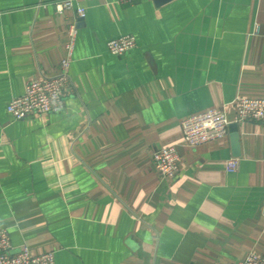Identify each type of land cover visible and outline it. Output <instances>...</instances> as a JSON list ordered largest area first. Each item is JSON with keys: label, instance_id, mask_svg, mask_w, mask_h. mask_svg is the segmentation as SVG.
I'll return each instance as SVG.
<instances>
[{"label": "crops", "instance_id": "1", "mask_svg": "<svg viewBox=\"0 0 264 264\" xmlns=\"http://www.w3.org/2000/svg\"><path fill=\"white\" fill-rule=\"evenodd\" d=\"M55 1L0 0V228L13 250L54 251L55 264L264 258V121L237 123V147L228 132L191 148L181 130L264 99V0H78L74 92L60 112L14 120L11 98L66 55L74 11ZM125 34L136 46L111 54ZM169 145L179 172L164 178L152 152Z\"/></svg>", "mask_w": 264, "mask_h": 264}, {"label": "built area", "instance_id": "2", "mask_svg": "<svg viewBox=\"0 0 264 264\" xmlns=\"http://www.w3.org/2000/svg\"><path fill=\"white\" fill-rule=\"evenodd\" d=\"M133 3L135 0H121ZM56 12L74 11V18L68 26V41L65 44L66 55L59 62L58 72L54 76H40L26 84L22 95L11 98L6 111L12 119L21 120L35 115H47L60 112L64 107L67 93L74 92L69 74L71 55L74 50L77 22L84 18L85 8L78 0H58L53 2ZM136 46V38L125 34L107 41L106 47L113 55H122ZM234 109L230 120L224 110L213 108L193 114L181 121L182 144L197 148L222 140L228 135L229 125L243 121H264V99L236 97L231 102ZM152 163L157 173L164 178H173L179 172L180 156L176 145L155 149L152 152ZM238 167L236 159H229L226 171L233 172ZM0 264H55L54 251L39 255L32 254L29 247L21 246L13 250L10 235L6 228H0ZM232 264H264V258L248 254L244 260Z\"/></svg>", "mask_w": 264, "mask_h": 264}, {"label": "water", "instance_id": "3", "mask_svg": "<svg viewBox=\"0 0 264 264\" xmlns=\"http://www.w3.org/2000/svg\"><path fill=\"white\" fill-rule=\"evenodd\" d=\"M167 1H169V0H154L156 5L163 4ZM80 20H82V19H80ZM229 132H230V138L232 140L233 145L237 147V145H238L237 124H235V123L230 124L229 125Z\"/></svg>", "mask_w": 264, "mask_h": 264}]
</instances>
